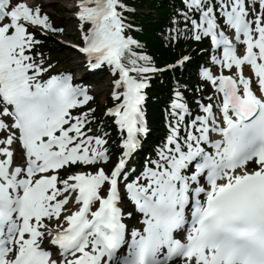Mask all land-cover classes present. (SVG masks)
Masks as SVG:
<instances>
[{
	"label": "snow or ice",
	"instance_id": "6c2138e0",
	"mask_svg": "<svg viewBox=\"0 0 264 264\" xmlns=\"http://www.w3.org/2000/svg\"><path fill=\"white\" fill-rule=\"evenodd\" d=\"M75 9L70 46L111 76L99 117L42 48L63 33L44 5L0 0V264H264V0L173 4L165 39L207 41L210 66L192 101L176 82L139 169L151 81L191 58L158 67L127 0Z\"/></svg>",
	"mask_w": 264,
	"mask_h": 264
},
{
	"label": "trees",
	"instance_id": "16d2710c",
	"mask_svg": "<svg viewBox=\"0 0 264 264\" xmlns=\"http://www.w3.org/2000/svg\"><path fill=\"white\" fill-rule=\"evenodd\" d=\"M127 2L132 7L143 10L134 15L130 14L131 20L137 24V29H142L132 34L138 36L140 40L142 39L148 53L159 64L172 60L175 57V53L172 47L164 41L160 33L162 25L169 20L170 9L168 0H127ZM153 10H155L157 16L153 13ZM168 86L170 84L167 82L164 83V81L157 79L154 81L152 88V97L149 105L150 120L156 129V133L159 132L161 126V118L158 117L162 116L159 103L163 102L165 90Z\"/></svg>",
	"mask_w": 264,
	"mask_h": 264
},
{
	"label": "rangeland",
	"instance_id": "374dc122",
	"mask_svg": "<svg viewBox=\"0 0 264 264\" xmlns=\"http://www.w3.org/2000/svg\"><path fill=\"white\" fill-rule=\"evenodd\" d=\"M44 1H45L46 5H50V6L54 5L63 11V18H64V23L67 26V32L70 36H72L74 34V31L76 30L77 25H76V22L73 21L71 15L69 13H67L69 11L68 8L70 7V4H71L70 1L71 0H36L37 3L44 2ZM48 9L54 13L52 7L51 8L49 7ZM70 56L72 57V59H74L73 62L68 64V65L63 63V64H60V66H63L64 68L76 67V65L78 66V61L75 60V58H76L75 55L71 54ZM78 68H80V66H78ZM101 75L103 76L104 74H101ZM109 88H110V86L107 83L106 77L104 79H102V82L98 83L96 88H94L98 92H99V90H102L101 91L102 94L97 93V97L99 98V100L101 102H103V100L107 94V90H109Z\"/></svg>",
	"mask_w": 264,
	"mask_h": 264
}]
</instances>
